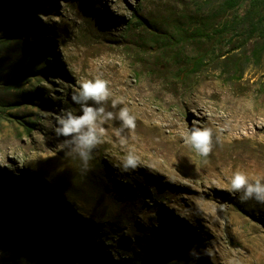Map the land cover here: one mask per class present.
<instances>
[{"label":"rangeland","instance_id":"1","mask_svg":"<svg viewBox=\"0 0 264 264\" xmlns=\"http://www.w3.org/2000/svg\"><path fill=\"white\" fill-rule=\"evenodd\" d=\"M234 1L0 0V264H90L64 217L14 204V184L65 200L101 263L264 264V206L228 191L237 172L264 177V0ZM245 8L260 36L233 20ZM95 78L108 82L105 110L128 108L136 127L121 144L120 121H106L82 175L52 122ZM193 126L212 129L207 157L185 142ZM128 151L140 167L122 173Z\"/></svg>","mask_w":264,"mask_h":264},{"label":"clouds","instance_id":"2","mask_svg":"<svg viewBox=\"0 0 264 264\" xmlns=\"http://www.w3.org/2000/svg\"><path fill=\"white\" fill-rule=\"evenodd\" d=\"M110 96L106 80L86 79L70 94L72 105L78 108L73 111L64 108L52 122L54 135L62 138L57 146L58 150L63 152L66 158L79 161L82 175L91 170L90 162L94 159V150L102 143L103 125L106 121L113 119L120 121V127L115 135L121 144L127 143V137L122 134L124 130H134L136 127V118L129 113L128 108H120L115 115L112 111L105 110L104 104ZM121 102L112 100L111 107L116 108ZM212 137V129L193 126L186 133L185 142L201 157H207L212 151ZM114 167L122 173L133 172L140 167L139 157L128 151ZM228 191L230 195L237 196L241 203L254 200L258 205L264 206V177H258L254 182H250L246 175L237 172L230 182ZM152 226L158 227V224L153 223Z\"/></svg>","mask_w":264,"mask_h":264},{"label":"trees","instance_id":"3","mask_svg":"<svg viewBox=\"0 0 264 264\" xmlns=\"http://www.w3.org/2000/svg\"><path fill=\"white\" fill-rule=\"evenodd\" d=\"M227 4H229L230 6H234L235 5V1L234 0H226ZM248 14H249V10L247 8L242 9L241 12L237 13L236 15H234L233 20L234 21H241V23H246V21H248ZM131 16L134 17L135 21L134 23L138 26L141 27H147L149 29H152L153 26L152 24L144 17H142L141 15L138 14V12L133 9V11L131 12ZM261 21H257L255 22H251L248 21V27L247 28H251L253 29V31H251V36H260V34H258L256 32V30L258 29L257 27L260 26ZM222 27H220L221 29ZM255 28V29H254ZM222 30V29H221ZM221 30H218L217 32H220ZM201 36H204L201 34ZM213 38H215V36H213ZM200 61L194 59L190 62H188L187 66L185 67V71H194L196 70L197 64ZM183 70V71H184ZM181 71V72H183ZM15 188L17 187L18 190H21L22 194L21 196L14 202V204L16 206H22L23 204H32V203H45L47 204L49 207H51V211L52 216L57 218H61L64 217V224H65V232L68 236V238H70L73 243L78 246L79 248H81L84 251H87L88 254H90V264H118L116 261H114V259H110L109 262H100L98 260L97 254L95 252V250L93 249L94 247V243L93 240L89 237V235L81 230L77 224H73L71 221V218L67 215L66 209L63 206L65 203V200L63 199H58V197H53L52 195H50L51 192L48 193V191L44 192L43 187L45 186H37V187H33V186H25L23 185H13ZM20 188V189H19ZM4 203V202H3ZM41 235V232H37L36 235H31V237H26L24 240L26 242H30L35 241L36 237H39ZM74 252V251H73ZM73 252H63V254L61 255L62 258L64 260L69 259L71 256H74L75 254ZM76 256V255H75ZM75 258V257H74ZM73 258V259H74ZM62 259V260H63ZM72 259V261H73ZM32 264H41L40 261H36ZM43 264H47L46 261L43 262ZM48 264H53V263H48ZM57 264V263H56ZM58 264H61L60 261H58Z\"/></svg>","mask_w":264,"mask_h":264}]
</instances>
